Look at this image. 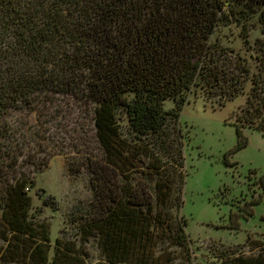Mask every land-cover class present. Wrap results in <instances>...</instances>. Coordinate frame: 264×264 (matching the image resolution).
Masks as SVG:
<instances>
[{
  "label": "trees",
  "instance_id": "16d2710c",
  "mask_svg": "<svg viewBox=\"0 0 264 264\" xmlns=\"http://www.w3.org/2000/svg\"><path fill=\"white\" fill-rule=\"evenodd\" d=\"M250 15L263 36L254 71L212 39L230 22L246 39ZM195 87L225 104L245 97L236 133L264 135V0H0V264L188 261L178 125ZM14 113L35 114L36 131ZM66 113L92 124L91 198L66 220L76 235L52 241L29 192L50 156L43 127ZM246 243L253 253L223 252L220 264H264V239Z\"/></svg>",
  "mask_w": 264,
  "mask_h": 264
},
{
  "label": "rangeland",
  "instance_id": "374dc122",
  "mask_svg": "<svg viewBox=\"0 0 264 264\" xmlns=\"http://www.w3.org/2000/svg\"><path fill=\"white\" fill-rule=\"evenodd\" d=\"M258 17L250 15L246 20V39L242 38V25L235 22L220 26L212 37L245 58L253 71V42L263 38ZM249 87L247 83L244 90ZM244 102L243 96L226 104L216 98L207 99L200 87L187 95L178 126L183 156V167L179 169L183 173L181 213L186 220L190 254L187 261L185 256L174 253V264H220L218 256L223 252L241 248V252L253 253L247 238L264 239V135L247 128L240 136L236 133L235 114ZM172 107L171 100L164 102L166 110ZM24 116L14 113V125L26 120L36 131L37 116ZM73 116L66 113L43 127L47 133L40 149L50 156L29 192L32 211L47 223L52 241L62 235H76L66 220L74 207L91 198L89 175L83 163L85 144L89 141V147H93L92 124L88 118L76 117L74 121ZM79 120L87 131L86 137L83 133L80 137L81 131L74 124ZM87 249L91 261L100 259L94 244Z\"/></svg>",
  "mask_w": 264,
  "mask_h": 264
}]
</instances>
